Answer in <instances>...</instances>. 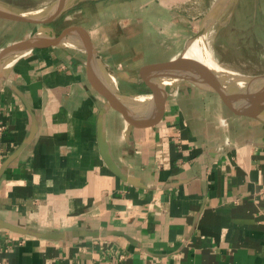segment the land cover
<instances>
[{
    "label": "crops",
    "instance_id": "0c3cea01",
    "mask_svg": "<svg viewBox=\"0 0 264 264\" xmlns=\"http://www.w3.org/2000/svg\"><path fill=\"white\" fill-rule=\"evenodd\" d=\"M210 9L81 0L0 45L2 264H264V121L178 77L191 52L231 86L263 78L264 0L205 39L230 28L239 64L191 42Z\"/></svg>",
    "mask_w": 264,
    "mask_h": 264
},
{
    "label": "water",
    "instance_id": "95a60500",
    "mask_svg": "<svg viewBox=\"0 0 264 264\" xmlns=\"http://www.w3.org/2000/svg\"><path fill=\"white\" fill-rule=\"evenodd\" d=\"M80 1L81 0H55L53 4L49 5L48 9H43V7L40 8L43 10H40L39 12L19 9L0 1V18L8 21L26 22L40 25L39 32L25 46V49H30L38 43L42 36L43 28H48L47 24H50L59 18ZM222 1L223 3H221ZM222 1L220 0L216 2V4L211 7L209 14L206 16L198 28L195 36L191 40V42L201 41V45L206 48V51L207 47L205 45V39L211 34V32H214L220 27V25L229 20L239 2V0ZM50 36L52 44L57 45L62 43V41L52 31ZM83 45L89 53L93 52L87 43L83 42ZM208 55L210 56L209 53ZM210 57L214 60L212 56ZM215 62L219 64L217 61ZM194 70L201 72L209 79L220 84L225 89L227 95L237 103L240 113L264 121V77L253 78L255 80L249 81V83L243 88L231 86L227 83V77L225 74L222 75L209 66V64H207L204 60L198 58L197 55L188 52V56L182 63V70L178 77L182 78ZM144 82L148 87L155 90L154 88H156V86L152 79L149 77L144 78Z\"/></svg>",
    "mask_w": 264,
    "mask_h": 264
},
{
    "label": "rangeland",
    "instance_id": "374dc122",
    "mask_svg": "<svg viewBox=\"0 0 264 264\" xmlns=\"http://www.w3.org/2000/svg\"><path fill=\"white\" fill-rule=\"evenodd\" d=\"M4 3L10 4L12 6H15L19 9L28 10V11H34L38 8H43L45 5H50L55 2V0H0ZM204 2V4L208 3L212 7L214 4H216V0H201ZM215 1V2H214ZM39 25L33 24V23H26V22H16V21H8L0 18V45L4 44L7 41H11L14 39H18L22 37L26 32L31 31L34 33ZM230 29V28H229ZM222 30L219 33L221 36H217L215 38V44L210 43L208 41L207 48L209 50L216 49L223 53V57L230 62L231 64L233 62H236V64H239L238 57H234L232 55V48L233 43H237L236 37L233 35V31ZM258 68H260L261 64H255ZM255 67L254 69H256ZM260 74V72H258Z\"/></svg>",
    "mask_w": 264,
    "mask_h": 264
},
{
    "label": "built area",
    "instance_id": "2783aa9c",
    "mask_svg": "<svg viewBox=\"0 0 264 264\" xmlns=\"http://www.w3.org/2000/svg\"><path fill=\"white\" fill-rule=\"evenodd\" d=\"M2 243H3V238H2V236L0 234V264H2V253L4 251V247H3Z\"/></svg>",
    "mask_w": 264,
    "mask_h": 264
},
{
    "label": "bare ground",
    "instance_id": "6f19581e",
    "mask_svg": "<svg viewBox=\"0 0 264 264\" xmlns=\"http://www.w3.org/2000/svg\"><path fill=\"white\" fill-rule=\"evenodd\" d=\"M218 1H220V0H216V2H218ZM222 1V0H221ZM215 2V1H214ZM215 2V3H216ZM221 3H223V1L221 2ZM49 8V5H45V7L43 8V9H48ZM43 9H40V8H38V9H36V10H34L35 12H39L40 10H43ZM251 79H252V81L253 80H255V79H253L252 77H250Z\"/></svg>",
    "mask_w": 264,
    "mask_h": 264
}]
</instances>
